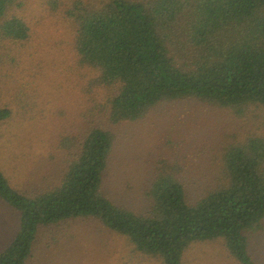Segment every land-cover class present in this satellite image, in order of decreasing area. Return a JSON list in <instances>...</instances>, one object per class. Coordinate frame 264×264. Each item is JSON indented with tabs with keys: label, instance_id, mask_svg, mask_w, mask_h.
<instances>
[{
	"label": "trees",
	"instance_id": "1",
	"mask_svg": "<svg viewBox=\"0 0 264 264\" xmlns=\"http://www.w3.org/2000/svg\"><path fill=\"white\" fill-rule=\"evenodd\" d=\"M19 6L18 0H0V42L28 41L30 28L14 14ZM79 6L68 11L75 54L81 66L117 88L107 102L112 123L141 119L160 103L183 99L224 108L264 107V0H108L98 7ZM180 23L197 51L191 69L175 63L166 41ZM11 117L8 107L0 108V124ZM114 141L110 131L90 128L60 182L37 195L15 188L0 171V201L19 214L0 264H28L42 229L89 218L159 264H183L191 244L214 240H222L238 264H256L248 236L264 220L263 139L229 148L225 184L194 205L177 179L158 178L145 215L101 193Z\"/></svg>",
	"mask_w": 264,
	"mask_h": 264
},
{
	"label": "rangeland",
	"instance_id": "2",
	"mask_svg": "<svg viewBox=\"0 0 264 264\" xmlns=\"http://www.w3.org/2000/svg\"><path fill=\"white\" fill-rule=\"evenodd\" d=\"M57 1V8L56 2ZM108 0H18L15 9L30 28L23 44L0 42V108L12 117L0 124V171L30 195L55 187L90 128L115 138L101 193L120 207L149 213L150 189L172 176L194 205L225 184L224 156L251 138L264 140V107L224 108L195 99L167 101L141 119L112 123L107 102L117 88L81 66L74 50L75 25L68 11ZM79 6V7H80ZM175 63L191 69L197 51L183 24L166 35ZM19 214L0 201V252L18 230ZM249 254L264 264V220L248 236ZM183 264H238L222 240L191 244ZM28 264H159L137 253L97 220L76 219L42 229Z\"/></svg>",
	"mask_w": 264,
	"mask_h": 264
}]
</instances>
